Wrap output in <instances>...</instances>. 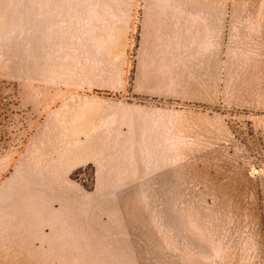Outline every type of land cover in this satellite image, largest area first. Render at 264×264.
<instances>
[{
	"label": "crops",
	"instance_id": "1",
	"mask_svg": "<svg viewBox=\"0 0 264 264\" xmlns=\"http://www.w3.org/2000/svg\"><path fill=\"white\" fill-rule=\"evenodd\" d=\"M204 4L199 23L198 0L16 1L14 9L29 16L20 35L28 36L29 63L19 69L15 62L0 76L67 90L31 132L11 178L0 182V264H207L195 231L179 225L180 215H131L125 209L131 201L108 204V215H83L89 202L70 183L72 170L92 163L98 193L114 192L109 178L125 175L133 161L165 160V144L181 141V109L170 102H181L188 90L196 96L200 85L183 63L198 33L205 37L209 29ZM136 30V69L127 91ZM140 164L133 173L148 177ZM96 200L93 208L106 205L101 196ZM142 202V208L149 204ZM168 204L176 207L174 200ZM7 240L34 247L7 252Z\"/></svg>",
	"mask_w": 264,
	"mask_h": 264
},
{
	"label": "rangeland",
	"instance_id": "2",
	"mask_svg": "<svg viewBox=\"0 0 264 264\" xmlns=\"http://www.w3.org/2000/svg\"><path fill=\"white\" fill-rule=\"evenodd\" d=\"M16 1L0 0L3 72L13 71L15 62L19 69L29 63L28 36L20 38L22 30L28 31L29 16L21 17L14 9ZM201 3L206 6L209 29L205 37L198 33L197 46L192 44L193 54L183 63L189 77L200 85L196 96L188 90L181 102H170L181 109V141L165 144V160L141 161L148 177L133 173L141 163L133 161L125 175L109 178L114 192L98 193L100 177L92 163L72 170L70 183L89 202L83 215H108L110 203L131 201L125 208L131 215L142 210L153 216L180 215L179 225L195 231L199 248L205 249L209 260L204 263L264 264V0H198L199 23L204 14ZM138 19L139 12L137 26ZM138 35L136 30L129 48L127 91L136 69ZM66 88L0 76V182L11 178L31 132ZM98 196L109 205L93 208ZM173 200L176 207L168 204ZM137 201L149 204L142 208ZM22 243L7 240V252L30 248V241ZM9 258L7 253L4 259Z\"/></svg>",
	"mask_w": 264,
	"mask_h": 264
}]
</instances>
